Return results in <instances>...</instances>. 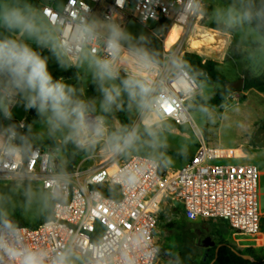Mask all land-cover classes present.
Returning a JSON list of instances; mask_svg holds the SVG:
<instances>
[{
	"label": "built area",
	"instance_id": "2783aa9c",
	"mask_svg": "<svg viewBox=\"0 0 264 264\" xmlns=\"http://www.w3.org/2000/svg\"><path fill=\"white\" fill-rule=\"evenodd\" d=\"M202 5L203 0H64L60 8H43L51 9L53 22L65 37L97 13L121 26L130 21L154 23L167 28V33L180 26L183 30L174 52L172 48L165 52L176 58L186 53L183 44L190 42L203 18ZM96 51L104 54L102 42ZM69 61L75 64L76 54ZM164 71H168L166 63ZM198 89L197 81L185 71L168 91L160 124L189 125L197 131L188 103ZM18 127L24 131L25 124L18 122ZM1 128L0 134L4 132ZM0 139L8 138L0 135ZM30 149V157L0 161V178L24 176L40 182L47 193L56 177L63 176L66 182L60 197L50 199V219L34 226L0 224V240L5 242L0 247V264H21L20 252L25 248L50 254L69 250L74 255L72 264H157L155 232L161 220L169 219L170 210L162 211V207L173 203L181 206L189 222L225 221L239 237L256 240L261 235V166L229 162L247 154L242 148L211 147L202 133L190 158L173 172H161L160 160L148 154L104 160L86 172L80 170L81 164L68 171L61 169L54 149ZM126 172L135 174V183L123 181Z\"/></svg>",
	"mask_w": 264,
	"mask_h": 264
},
{
	"label": "clouds",
	"instance_id": "9594fccd",
	"mask_svg": "<svg viewBox=\"0 0 264 264\" xmlns=\"http://www.w3.org/2000/svg\"><path fill=\"white\" fill-rule=\"evenodd\" d=\"M214 25L241 33L251 40L247 59L254 69L264 67V0H232L211 10ZM54 13L30 0H0V113L12 119V109L21 104L25 111L35 110L50 134L67 135L76 147L90 150L99 145L105 153L117 156L133 150L142 135L136 126L109 130L103 115H94L95 102L81 99L77 89L49 70L48 57L39 48H47L61 67L76 54L87 65L96 90L101 94L99 109L108 114L122 109L126 97L141 117L144 132L155 136L174 82L187 71V65L174 57L162 60L144 45L145 37H135L115 22H107L103 33L95 21L84 22L65 37L57 31ZM58 21V18H57ZM213 25V26H214ZM103 44L104 54L96 46ZM35 45V46H33ZM165 63L168 71H164ZM7 141L0 139V161L31 156L29 139L15 124L4 129ZM18 141V142H17ZM132 172L123 181L135 183ZM63 176L49 184L42 199L60 197ZM4 241L0 240V247ZM12 249H10L11 251ZM21 264H71L69 250L50 254L47 250L25 248ZM131 264V262H129Z\"/></svg>",
	"mask_w": 264,
	"mask_h": 264
},
{
	"label": "rangeland",
	"instance_id": "374dc122",
	"mask_svg": "<svg viewBox=\"0 0 264 264\" xmlns=\"http://www.w3.org/2000/svg\"><path fill=\"white\" fill-rule=\"evenodd\" d=\"M49 1H54L57 8H60L64 2V0ZM230 2L232 0H203V18L193 30L191 38L201 40L204 44L201 48H193L187 41L183 44V48L185 52L217 60L219 72L232 82L231 90L226 94L222 105L215 107L209 104V101L225 86L208 80H196L199 89L188 103V107L197 131L189 125L176 126L172 122L160 124V128L155 129V136L157 142L168 150L162 158L156 151L148 149L146 140L149 135H142L145 132L142 123H139L141 117L134 107H128L126 116L131 126L139 128L142 139L133 150L117 156L105 153L99 145L90 150L80 149L61 132L50 134L36 113H31V110L25 111L21 104H17L12 109L11 120L17 123L22 121L25 124L24 130L32 141L42 147L54 149L61 169L65 170L74 157L77 158L75 166L81 164L80 170L86 172L104 160H125L131 155L148 154L160 160L163 172H173L188 159L174 153L183 156L191 154L198 144V133L203 134L205 141L211 147L242 148L247 154L246 162L257 163L264 170V67L254 69L247 59L248 49L252 46L249 38L239 32L225 30L219 25L215 27L217 25H214L212 19V9ZM93 21L103 33L107 21L103 20L99 13L91 18L90 22ZM122 27L137 38L145 37L143 42L145 47H148L152 41H160L163 48L162 60L166 61L169 58L165 56L166 50L163 45L167 28L155 26L154 23L144 25L136 21H130ZM205 29L213 33L214 41L209 42L201 36ZM174 49L175 47H172L171 52H174ZM41 53L48 57L49 70L53 75L66 74L62 79L77 89V95L81 99L95 102L93 114L103 115L109 130L122 127L119 120L121 109H114L108 114L100 112L99 104L102 97L96 90L86 64L76 66L79 60L72 64L68 59L65 66L61 67L57 58L47 48L41 50ZM184 54H180L176 59L182 61ZM257 77L260 78L259 87L238 92L245 79ZM9 125L6 121L1 129L4 131ZM229 162L238 163L236 160ZM46 193L40 182L24 176L0 178V221L15 220L14 224L18 225L21 222L26 226H34L40 221H45L44 216L50 211V206L52 207L50 199H42ZM259 203L260 210L264 212V175L260 177ZM164 210H166L165 206L162 207V211ZM208 222L209 231L201 232L197 229L200 223L188 224L178 207L170 211L169 219L161 220L155 232L159 250L163 249L166 252V255H159L157 264H205L210 257V247L203 245L201 240L206 234H210L216 242L224 240L243 253L253 256L254 260L248 264H253L256 260H264V226L261 227V235L253 240L235 235L225 221ZM72 261H74L73 254H71V264Z\"/></svg>",
	"mask_w": 264,
	"mask_h": 264
},
{
	"label": "trees",
	"instance_id": "16d2710c",
	"mask_svg": "<svg viewBox=\"0 0 264 264\" xmlns=\"http://www.w3.org/2000/svg\"><path fill=\"white\" fill-rule=\"evenodd\" d=\"M30 2H32L36 5L38 4L37 0H30ZM215 27H218V25ZM147 48L150 50L156 51L162 59L163 48H162V44L160 43V41H158V40L152 41L148 45ZM182 61L185 62V64L187 65L188 73L195 80H198V81L208 80V81L219 83V84H222L225 86V88L223 90L219 91L216 94V96L214 98L210 99V101H209V104H211L215 107H220L224 101V98L226 97V94L231 90L232 82L227 77H225L223 74H221L219 72V70H218L219 62L217 60H215L214 58L204 57V56H201L199 54L192 53V52H186L184 54V56L182 57ZM65 75L66 74L56 73V74H54V77L62 78ZM259 83H260L259 77L251 78V79H245L244 83L242 85V88L240 90H238V92L247 91L250 89L257 88V87H259ZM124 100H125V103H124L123 108L120 110L119 120H120L122 126L131 127V122H130L129 118L126 116V112L128 110V107H129L127 104L126 97L124 98ZM31 113H35V110H31ZM6 121L10 125L15 124L18 132H20L21 134H24L28 137L30 148L41 147V145H39L38 143H35L34 141L31 140V138L29 137L28 133L25 130L21 131L19 129L18 123L16 121L6 120L3 118L2 113H0V128L2 127V125ZM142 135L148 136L147 133H144ZM174 154L177 156L186 157L188 159L190 158V156H187V155L183 156V155H180L177 153H174ZM76 161H77V158L74 157L72 159V161L70 162V164L68 165V167H66V170H68V171L73 170ZM160 168H161V172H162L161 163H160ZM103 193L108 197H113V194L109 190H103ZM51 217H52V212H51V206H50V211L44 216V218H45V220H47V219H50ZM43 221H40L39 223H41ZM186 221L188 222V224L192 223V222H189L188 220H186ZM5 223L6 224H14V223H16V221L15 220H7L4 222L0 221V224H5ZM39 223H37V224H39ZM19 224L24 225V223H21V222H19ZM262 226H264V216L262 217V221H261V227ZM169 227H171V225H169ZM217 248H218V252H217ZM165 253H166L165 250L160 249L159 253H158V258H159L160 254L166 255ZM238 253L245 254L241 250L237 249L235 246L230 244L229 242L222 240L220 245L210 248V257H209L208 261L205 262V264H248V263H250L249 260L244 259ZM253 264H264V260H256Z\"/></svg>",
	"mask_w": 264,
	"mask_h": 264
},
{
	"label": "bare ground",
	"instance_id": "6f19581e",
	"mask_svg": "<svg viewBox=\"0 0 264 264\" xmlns=\"http://www.w3.org/2000/svg\"><path fill=\"white\" fill-rule=\"evenodd\" d=\"M182 30H183L182 27L174 26L166 34V36H165V38L163 40V45H164L165 50H170L177 43V41L180 38V35L182 33ZM203 33L204 34H202L201 36L205 37L206 38L205 40H208L209 42H211V40H213V36L214 35H213V33H211V31H208V30L205 29V31ZM190 43H191L193 48H201L203 46V44H204V43L203 44L201 43V40H196L194 38L190 39Z\"/></svg>",
	"mask_w": 264,
	"mask_h": 264
},
{
	"label": "water",
	"instance_id": "95a60500",
	"mask_svg": "<svg viewBox=\"0 0 264 264\" xmlns=\"http://www.w3.org/2000/svg\"><path fill=\"white\" fill-rule=\"evenodd\" d=\"M146 144L148 146V149L149 150H155L158 154H159V157L162 158L164 153H166L168 150L164 147H162L158 142H157V139H156V136H149L146 140ZM213 246V244H206V246ZM217 252H218V248H217ZM240 256H242L244 259L246 260H249V261H253L254 258L253 256L251 255H247V254H241V253H238Z\"/></svg>",
	"mask_w": 264,
	"mask_h": 264
},
{
	"label": "crops",
	"instance_id": "0c3cea01",
	"mask_svg": "<svg viewBox=\"0 0 264 264\" xmlns=\"http://www.w3.org/2000/svg\"><path fill=\"white\" fill-rule=\"evenodd\" d=\"M37 2H38L37 6L40 7V8H43L44 6H47V5H55L54 1H49V0H37ZM0 31H3V30L0 29ZM33 46H35V45H33ZM43 49L44 48H39L38 50L41 52V50H43ZM20 122H22V121H20ZM246 160H247V157L244 158V159L236 160V161H238L239 163H247ZM261 172H262L261 176H263L264 175V170L261 169ZM175 207H178L181 210V206L178 203H173L172 205L166 207V211H169V210L172 211ZM262 214H264L263 211H262ZM233 233H234V231H233Z\"/></svg>",
	"mask_w": 264,
	"mask_h": 264
},
{
	"label": "flooded vegetation",
	"instance_id": "af4514ba",
	"mask_svg": "<svg viewBox=\"0 0 264 264\" xmlns=\"http://www.w3.org/2000/svg\"><path fill=\"white\" fill-rule=\"evenodd\" d=\"M155 151V150H154ZM195 223H200L199 224V227L197 228L198 231H201V232H208L209 231V228H208V225H209V222L206 221V222H202V221H199V222H195ZM202 244L206 246V244H213V246H207V247H216L218 245H220L221 242H216L213 240L212 236L209 234H206L202 240H201Z\"/></svg>",
	"mask_w": 264,
	"mask_h": 264
},
{
	"label": "snow or ice",
	"instance_id": "6c2138e0",
	"mask_svg": "<svg viewBox=\"0 0 264 264\" xmlns=\"http://www.w3.org/2000/svg\"><path fill=\"white\" fill-rule=\"evenodd\" d=\"M169 111H171V109H169Z\"/></svg>",
	"mask_w": 264,
	"mask_h": 264
}]
</instances>
